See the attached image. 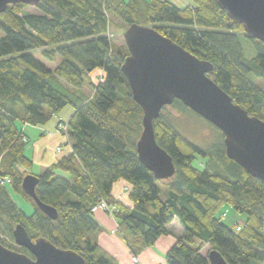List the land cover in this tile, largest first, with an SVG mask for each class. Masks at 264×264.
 I'll return each instance as SVG.
<instances>
[{
	"label": "trees",
	"instance_id": "obj_1",
	"mask_svg": "<svg viewBox=\"0 0 264 264\" xmlns=\"http://www.w3.org/2000/svg\"><path fill=\"white\" fill-rule=\"evenodd\" d=\"M29 7L15 4L0 14L5 34L0 39V180H10L0 183V244L30 255L15 243L21 225L33 240L44 237L79 253L87 264H121L99 243L104 229L94 209L105 202L115 207L113 217L133 255L171 234L169 225L177 219L183 233L167 252L168 264H210L202 253L206 246L229 264H264V182L229 159L217 127L175 100L172 107L215 131L214 141L206 147L190 141L164 107L155 135L176 173L158 180L140 162L143 110L122 71L129 51L112 45L107 30L112 18L124 31L133 23L155 28L211 62L210 77L263 121L264 90L250 77L264 80V42L241 35L244 27L215 0H193L184 8L170 0H40L37 12ZM243 38L254 45L252 59L245 55ZM36 50L58 64L49 67L31 53ZM85 86L93 89L92 99L84 97ZM67 106L73 107L65 135L72 152L36 175L39 200L57 210L53 220L22 188L33 165L22 126H44ZM119 182L127 184L128 203L113 195ZM13 193L31 203V215L19 208ZM225 206L245 215L244 224L226 225Z\"/></svg>",
	"mask_w": 264,
	"mask_h": 264
},
{
	"label": "water",
	"instance_id": "obj_2",
	"mask_svg": "<svg viewBox=\"0 0 264 264\" xmlns=\"http://www.w3.org/2000/svg\"><path fill=\"white\" fill-rule=\"evenodd\" d=\"M215 1L237 25L244 27L249 38L264 42V0ZM20 3L35 7L40 0H0V14ZM124 40L129 55L122 71L134 101L143 110L138 157L155 178L166 180L176 173L172 157L157 143L154 124L164 107L179 100L223 133L229 159L264 182V121L236 104L210 77L214 65L200 60L153 27L133 23L125 31ZM38 184L39 178L28 174L22 183L23 191L43 213L56 220L57 210L39 200ZM14 239L30 255L0 244V264H87L79 253L62 249L44 237L33 240L21 225L16 227ZM208 260L210 264H229L216 250L209 251Z\"/></svg>",
	"mask_w": 264,
	"mask_h": 264
},
{
	"label": "rangeland",
	"instance_id": "obj_3",
	"mask_svg": "<svg viewBox=\"0 0 264 264\" xmlns=\"http://www.w3.org/2000/svg\"><path fill=\"white\" fill-rule=\"evenodd\" d=\"M145 1H149V0H145ZM173 3L177 2V0H171ZM183 2V1H182ZM178 4V3H175ZM181 4V3H179ZM183 6V5H182ZM27 11L30 12H37L36 9L34 7H29L27 9ZM121 21L119 20H115L112 18L111 20V24L108 27L107 30V36L110 38L112 45H117L119 47L121 46H126L125 40H124V33L125 31L123 30V28H121ZM241 35H246L245 32L240 31ZM5 36L4 32L2 30H0V39L3 38ZM242 44L244 47V51H245V55L247 58L252 59L256 56V50L254 48L253 43L246 39L243 38L242 39ZM127 48V46H126ZM128 49V48H127ZM40 51L42 50H36V51H32L31 53L36 56L38 59H40L41 61H43L44 63H46L49 67L54 68L58 62L59 59L56 60L55 63H51L49 61H46L40 54ZM95 76V75H94ZM98 76V75H97ZM251 80L257 85L259 86L261 89L264 90V80H262L261 78H258L255 75H251ZM82 93L84 94V97L86 99H92L94 97V91L91 87L89 86H85ZM70 114L73 112V107L72 106H67L63 112L60 113L59 116H56L54 118L51 119V121H57V119H59L60 117H64L65 120L64 121H68L66 120L65 114L69 113ZM164 114H171L174 118H173V123L174 125L180 130V132L186 137L188 138L190 141L201 145L203 147H206L209 143H211L212 141H214L215 139V131L209 127L207 124L205 125L204 122L202 123V120L197 118L194 114L188 116L186 113H182L181 111L177 110L176 108L170 106H167L166 110L163 112ZM50 121V123H51ZM58 131V129H57ZM58 133L62 134V132L58 131ZM68 133V132H67ZM67 133H63L62 135L67 139ZM68 140V139H67ZM63 148L62 147H58L53 149V151L51 150V152L57 156H60L62 159L65 155L63 154ZM27 154L29 155L28 152V146H27ZM41 154L37 153V158L34 159L33 161V165L30 169L27 170V172H30L34 175H41L45 172V169L48 168L49 166H43V164H45V161H42L40 159L41 158ZM58 162V161H57ZM43 163V164H42ZM9 183V182H8ZM7 183V184H8ZM160 187L163 188L164 190V186L162 183L159 184ZM127 187L123 188V192L121 193V196L125 195L127 196ZM13 199L15 200V202L17 203V205L19 206V208L24 211L27 215H31L33 212V207L31 205L30 202H28L27 200H25L23 197H21L20 195L17 194H12ZM162 197L163 199L166 197L165 193H162ZM223 212H224V216L225 218H223V221L226 225L228 226H234L235 224H244V222L246 221V216L245 215H241L239 213H237L236 211H234L231 207L229 206H225L223 208ZM115 207L109 208V210L104 211L101 209H97L96 211H94L95 213H97L95 215L96 220L102 222V220L107 219L106 216L110 219L113 220L114 222V228L111 229H105V231L103 232L102 235V239L104 241H106L107 243H111V242H118L119 244V248L118 250L121 251H114V249L111 250L114 252V254H120V252L125 251L127 253V255L129 256L130 254V264L132 262V257L133 254L130 251L129 245L127 244V242L122 238V234L119 233V229H118V224L115 220V218L113 217V213H114ZM102 212V213H101ZM104 213V214H103ZM106 214V216H105ZM111 222V223H113ZM175 227H178L175 226ZM173 236H171V234L167 235V236H162L158 243L156 244V248L159 250H162L163 248H165L166 243H170L172 241ZM103 241V243H104ZM210 250L209 246H206L202 253L204 255H208ZM121 255V254H120ZM122 256V255H121ZM139 256V255H137ZM122 259L123 261H126V257L123 256ZM140 258V257H139ZM163 262H165V264H167L165 257H161ZM141 260V259H140ZM124 264V262H123Z\"/></svg>",
	"mask_w": 264,
	"mask_h": 264
},
{
	"label": "crops",
	"instance_id": "obj_4",
	"mask_svg": "<svg viewBox=\"0 0 264 264\" xmlns=\"http://www.w3.org/2000/svg\"><path fill=\"white\" fill-rule=\"evenodd\" d=\"M175 3H178V4H175ZM175 3H174L175 5H177L181 8H184L187 6H191L193 4V0H177V2H175ZM179 3H181V4H179ZM72 114H73V112L71 114H70V112L65 114L66 120H69L70 117L72 116ZM60 119L65 120L64 117H60L59 119H57V121H51V123L49 122L48 124H46L44 126H31V125L22 126V130L24 132V135L26 136V138L28 140L29 155L28 154L27 155L29 157H31L32 160L34 161V159L37 158V153L41 154V156H42L41 157L42 159H40L41 162L45 161V164L42 163L43 166H51L60 160L61 155L57 156L51 152V150L53 151V149H55V148L62 147L63 148L62 151H63L64 155H67L68 153L72 152V143L70 141H68L62 134L58 133V131H57V126H58ZM125 187H127L126 183H124V182L117 183L114 186L113 195L116 198L123 200V202L128 203L127 196H125V195L121 196V193L123 192L122 189ZM96 214L97 213H95V215ZM105 216H106V214H105ZM106 218L107 219L102 220V222H101V220L100 221L98 220V222L103 227L104 231L106 228L112 230L114 228V222H113V220H110L107 216H106ZM111 222H113V223H111ZM177 225H178V227H175ZM169 230L171 231V236H173L172 241L170 243H168L169 242L168 241L166 243L165 248H163L162 250H159L156 248V244L158 243L159 240L157 241L155 246L145 249L139 255L142 264H165V262H163L160 259H162L161 257H165V259H166L167 252L176 243L177 238L182 235L183 227L181 226L180 222L177 219H175L169 225ZM102 235H103V233L99 237L100 245L103 246L106 250H108L116 258H118V260L121 262V264H123V262H124V264H130V254L128 256L125 251L120 252V254L122 256L120 254H117V253L114 254V252L111 250V248L114 249V251H121V250H118V249H120L118 242L114 241L111 243H107L106 241H104L102 239ZM103 241H104V243H103ZM123 256L127 258L126 261L121 260V258L124 259ZM166 262H167V260H166Z\"/></svg>",
	"mask_w": 264,
	"mask_h": 264
},
{
	"label": "built area",
	"instance_id": "obj_5",
	"mask_svg": "<svg viewBox=\"0 0 264 264\" xmlns=\"http://www.w3.org/2000/svg\"><path fill=\"white\" fill-rule=\"evenodd\" d=\"M58 131L62 132V134H63V133H67V132H68V121L66 122V121L60 120V122H59V124H58ZM8 182H10L9 179L0 180V183H1V184H6V183H8ZM109 208H110V207L107 205V203H105V202H101V203H100V204L94 209V211H96L97 209H101V210L107 211V210H109ZM238 230H239V228H238ZM131 264H142V262H141L139 256H137V255H133Z\"/></svg>",
	"mask_w": 264,
	"mask_h": 264
}]
</instances>
